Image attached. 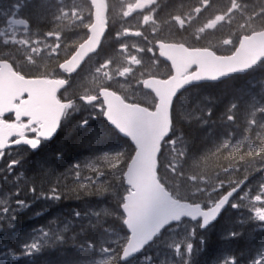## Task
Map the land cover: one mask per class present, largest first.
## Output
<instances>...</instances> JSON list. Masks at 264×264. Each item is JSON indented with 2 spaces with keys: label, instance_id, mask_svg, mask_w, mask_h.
I'll return each instance as SVG.
<instances>
[{
  "label": "trees",
  "instance_id": "16d2710c",
  "mask_svg": "<svg viewBox=\"0 0 264 264\" xmlns=\"http://www.w3.org/2000/svg\"><path fill=\"white\" fill-rule=\"evenodd\" d=\"M50 2L48 0L49 4ZM240 2L247 5L244 12L248 15L262 7V0ZM199 3L200 0H166L163 9L167 8V12L159 18L165 30L150 36V39L183 43L192 48H214L217 54L224 55L233 50V47L226 48L223 45L225 39L231 37L233 45H236L244 32L264 29V17L249 20L241 12H236L230 24H224L215 31L209 30L197 40L196 30L211 16L226 10L231 0H211L212 7L199 16L196 15L190 25L186 24V31L172 22V16L187 17L195 7L200 6ZM19 4L21 16L28 21L30 28H36L37 34L53 31L58 27L55 21L47 23L45 15L43 19L40 16L38 21L35 20L37 10L41 5L46 6V0H19ZM107 4L111 7L114 1L107 0ZM48 10L50 9L46 8V12ZM38 11L42 13L41 10ZM108 16L109 19L112 18L108 24L111 35H106L103 39L99 53L113 56L120 43L125 41L126 35H122L119 40L115 38L116 32L123 30L115 24L117 16L110 13ZM242 24L246 27L242 28ZM0 59L8 60V57L0 52ZM155 60L154 56L152 60L149 58L146 61L143 67L146 75L143 78H164L169 75L168 67ZM17 69L25 76H38L40 68L22 65ZM77 85L79 84L75 80L74 87ZM107 88L116 90L128 102L153 107V98L140 88L137 90L140 95L133 94L134 98L119 88ZM233 103L236 107L229 111ZM259 104L264 105V62L243 77H231L219 84L201 85L182 93L173 104L171 136L162 146L158 159V176L165 188L175 198L205 206L212 201V197L200 194L202 190L213 189L221 182L231 183L250 177L264 159V152L256 154L258 149L264 148V132L262 133V129L254 132L257 128L253 125L257 124L255 116L260 114L255 112ZM198 106L204 112L194 117L191 115L192 111L194 109L196 113ZM230 115L235 118L229 120ZM84 117L89 119L92 129L88 135L77 131L75 127L77 121ZM234 135L239 137L236 146L232 144ZM241 145L243 146L240 147ZM133 152L129 142L118 136L103 121L100 110H81L79 114L66 120L55 139L21 168L23 181L18 190L24 196H18V201L28 203L29 208L20 211L15 220L4 218L1 222L0 264H93L101 259L103 251H109L115 256L107 260L106 264H121L118 255L126 240L119 210L125 194L122 174ZM58 153H63L62 159H56ZM88 162L92 166L88 169L90 172L80 166ZM78 168H82V172L76 176L74 172ZM54 195L62 198L56 201L51 198ZM45 196L48 198L45 199ZM45 209L43 215H35L36 211ZM77 211L80 213L79 217L75 215ZM225 223L221 217L207 232L199 233L202 242H196L193 264H217L221 256L227 253L230 257H248L252 248L248 242V233H245L247 230L240 235L236 231L239 227L237 224L236 229H232V234L228 236L232 226ZM189 225L188 222H182L169 230L186 231ZM39 228L44 231L51 229L52 234L44 238L35 232ZM61 235L62 242L58 240ZM34 238L42 239L40 251L31 252L25 247ZM89 240L95 247H89ZM147 250L140 257L148 258L151 252L146 253ZM213 250H219L220 253H212ZM149 261L155 264L151 258Z\"/></svg>",
  "mask_w": 264,
  "mask_h": 264
},
{
  "label": "water",
  "instance_id": "95a60500",
  "mask_svg": "<svg viewBox=\"0 0 264 264\" xmlns=\"http://www.w3.org/2000/svg\"><path fill=\"white\" fill-rule=\"evenodd\" d=\"M12 23L18 27L26 26L23 21ZM243 37L245 38H240L238 43L240 52L234 57L230 55L217 58L210 52L195 51L196 49L178 44H161L159 49L156 48L159 59L169 65L171 75L165 80H143L142 89L150 92L156 100L152 111L125 103L120 96L109 90L99 91V99L105 109L103 119L134 148V154L123 175L124 184L130 189L121 206L125 217L123 226L128 234V240L120 254L121 263L140 254L162 230L181 219H200L201 229L210 226L238 191L239 188L230 190L206 210L199 204L174 200L157 180V158L161 144L170 135L172 127L169 107L172 108L174 100L182 91L191 86L219 83L231 76L245 75L255 65L243 70L238 66L264 54V34ZM233 68L236 70L218 79L210 78L212 74ZM193 69V72H189ZM64 85L63 81L23 78L13 71L8 62L2 61L0 117L14 114L16 122L29 118L31 124L40 123L38 137L51 141L55 135L46 139L45 134L53 127L58 128L64 106L56 101V95ZM23 97L25 100L15 106L14 102ZM94 101V98L89 99V103ZM13 135L0 122V150L8 146L6 143ZM17 143L31 146L28 141L21 140Z\"/></svg>",
  "mask_w": 264,
  "mask_h": 264
},
{
  "label": "rangeland",
  "instance_id": "374dc122",
  "mask_svg": "<svg viewBox=\"0 0 264 264\" xmlns=\"http://www.w3.org/2000/svg\"><path fill=\"white\" fill-rule=\"evenodd\" d=\"M58 2V6L54 10H48L46 12V6L41 5L37 13L35 15V20L38 21V18L42 16V19L45 15L46 22L49 23L51 20L57 22L58 26H61L66 32L65 34H68V36H64L62 34V31H59L61 36V50L59 53V56L57 57V54H51L50 49L47 48V45L55 46L56 40L55 37H47L45 34H35L34 30H17L15 28H12L9 25V19L10 17H17L19 14H15L14 16L9 13L8 10H10L11 5L14 3V0H0V52L6 57H8L9 61H13L16 63H20L21 61L25 60L29 64H34L38 66L42 71H47L49 66H54L55 62L58 61V59L62 56H66L65 51L68 48H65V45H70L75 39L78 38V32L80 33V30L83 29L82 26L75 23L73 20L64 18L62 20H57L55 17L59 15V9L63 8L65 11H67L69 8H71L73 5L78 6L85 17H87V10L88 7L84 5V2L82 0H56ZM115 6L109 7V13L113 14V16H117L115 24L120 26L122 30L124 28H130L131 31L126 35L125 41L123 43H126L129 46V52L132 54H137L139 58L142 60V63L140 65H131L134 69V71L131 74H126L125 77L122 78H114L110 83H108L104 78H98L100 74L95 73V68L98 66V63L103 62L105 58H103L104 55L99 57H94L90 61H88L87 66L84 68V70L81 72V74L78 76L79 81L77 80V84H84L86 89H83L84 92L82 95H95V92L101 85H113L117 88L124 90L128 93V95L131 98L133 94L140 95L138 93V88L141 86V82L143 77L146 75L143 73V67L146 64V61L149 60V58L152 57L151 53L147 52V48L151 46L147 41H145L142 37H136L133 35V32L137 29L142 30L146 36H148V39L150 38V32L152 31L153 34H157L156 32V25L153 26V29H151L149 23L146 26H142V16L147 15H154L157 21H159L161 14L167 12V8L163 9V6L165 5L166 0H155V4L149 5V10L152 9V11H146L144 13H141V15L133 14V17H130L125 21V19L122 17V11L126 10V5L128 3H135V0H113ZM244 1V0H242ZM259 2L260 0H254ZM9 4V5H8ZM264 4V0H263ZM4 6L7 7V9H4ZM35 10V9H34ZM36 11V10H35ZM46 13V14H45ZM10 14L9 16H7ZM192 14V13H191ZM195 13L192 14V17H194ZM41 19V20H42ZM112 18H108V23H110ZM44 21V20H43ZM122 22V23H121ZM74 31V34L69 35L68 32ZM41 41L40 44H36L35 41ZM150 41V39H149ZM144 47L145 52L144 53H136L135 47ZM226 46V45H225ZM229 46H226L228 48ZM35 49V51L33 50ZM111 59L115 62V65L121 64L123 66L124 59L123 57L116 51V53L111 56ZM21 60V61H19ZM55 67V66H54ZM151 68V65H150ZM71 96V95H69ZM259 112V115L255 116V120H257V124H253L257 129L254 130V132H257L258 129H262L264 132V105L259 104L255 112ZM200 112H204V110L201 109L200 106H198V110L195 113V110L192 111V116L196 117L200 115ZM245 112H243V115ZM253 132V136H255V133ZM250 141V139H248ZM239 142L238 135H234L232 137V144L237 145ZM247 145V144H246ZM241 145L240 147H242ZM238 147V149L240 148ZM248 149H251L249 145H247ZM86 165L81 164L80 166L83 169H87L85 171H89L88 169H91L90 162L85 163ZM82 169L78 168L75 170L74 174L77 176L79 173L81 174ZM90 172V171H89ZM88 172V173H89ZM15 176L11 177H0V211L4 207L11 208V211L9 214L12 213V211H15L17 209L16 202L18 200V196L20 195L18 192V189L20 188V184L22 183L23 179L19 174H14ZM263 180H264V173H263ZM223 187L217 186L212 191H208L205 193V195H210L214 193H218ZM262 191V195L259 196V193ZM211 203V202H209ZM230 209L236 210V212L244 211L243 215L245 216V212L249 213V216L245 221H249L251 219V213L254 211L253 219L254 224L257 226H264V223H258L259 220H262L264 222V184L261 182L256 187V194L253 193L252 189L249 188L245 190L243 193H241L237 198L233 199V201L230 204ZM258 211L262 217L259 216ZM4 217H0V226L1 222L3 221ZM195 226V225H194ZM194 233L190 234L189 231L179 233L174 239L172 240L171 244H165L162 245L163 247H159L158 245H154L150 248L151 254H148V258L145 256L139 257L134 264H152L149 259L151 258L153 261H155V264H190V258H191V243ZM42 239H36L34 238L29 244L28 248L32 252L34 249L31 248V244L35 243L39 245L41 243ZM157 247V248H156ZM156 255V256H155ZM110 258H114V256L109 251H103L102 257L100 260L93 262V264H106V261ZM250 264H264V249L255 257V259Z\"/></svg>",
  "mask_w": 264,
  "mask_h": 264
},
{
  "label": "snow or ice",
  "instance_id": "6c2138e0",
  "mask_svg": "<svg viewBox=\"0 0 264 264\" xmlns=\"http://www.w3.org/2000/svg\"><path fill=\"white\" fill-rule=\"evenodd\" d=\"M153 5L155 4V0H135V3H128L126 5V10L122 11V17L127 21L128 18L133 17V14L135 13L137 16L141 15L140 12L137 10L144 9L146 5ZM88 15L85 17L82 13V10L76 6L73 5L71 8H69L67 11H65L63 8L59 9V15L55 18L57 20H62L64 18H68L73 20L75 23L79 24L83 27L85 30L84 37L82 39V42H78V44L71 45V52H67L66 59L58 65L59 69L62 72H66L69 76L73 73H77L78 69H81L82 65L86 62L85 58H91L90 54H96L98 55V49L100 48L102 44L103 38L106 37V35H111V29L108 27V14H109V6L105 2V0H88ZM210 7H212L211 0H200V6L195 7L193 9V12L199 16L203 11L208 10ZM21 8V5L19 4V0H16L11 5V8L9 11L10 14L13 16L15 13H17ZM247 8V5H242L240 0H231L230 5L227 7L226 10H221L217 14H214L211 16L202 26H200L196 31L198 35L195 36V39L199 40L201 38V35L205 34L209 30L215 31L216 28L223 24H230L232 17L234 13L241 12L245 15L246 19L254 20L257 17H264V6L260 7L258 11H254L251 15H248L246 12H244V9ZM149 11H152L150 9ZM192 14L189 13L187 17H183L181 15H174L171 17L172 22L177 24L180 29L187 30L186 24L190 25L192 22ZM23 21L26 25H28V21L24 19H20ZM149 23H151L153 26H155L158 21L155 18L154 15H143L142 16V26H146ZM241 27H246V25L242 24ZM131 31L130 28H124L122 32H116L115 38L119 40L122 35H127ZM257 34H264V29H260L259 33L257 32H249L247 34V37H251ZM47 37H55L56 43L55 46L47 45V48L50 49L51 54H57L56 56H59L60 50H61V36L59 32H53L49 31L45 34ZM133 35L136 37H142L145 41H147L149 44H151V41H149L148 36L144 34L142 30H135L133 32ZM245 37H241V39H244ZM36 44H40L41 41H35ZM166 43L162 40H157L155 42V48L159 49L161 44ZM174 43V42H169ZM223 43L226 46L233 47V52L231 53V56H236L240 52V45H233L231 37L225 39ZM182 47H187V45H181ZM65 48H68V45L64 46ZM136 53H144L145 48L144 47H138L134 46ZM35 51V49H33ZM195 51H201L200 49H196ZM202 51L210 52L213 57H217V53L215 52L214 48H207L203 49ZM148 53H152L153 56H155L154 53V47L150 46L147 48ZM118 53L123 57L124 63L123 66L121 64L115 65V62L113 59H105L103 62L98 63V66L95 68V73L100 74L98 78H104L108 83H110L114 78H122L125 77L126 74H131L134 69L130 67L131 65H140L142 63V60L139 58L137 54H132L129 52V46L126 43H120ZM218 58V57H217ZM192 63H197L198 61H191ZM261 62H264V54H261L258 58H254L249 63L238 66L241 70L250 68L255 64H259ZM202 63V62H201ZM69 65H71L69 67ZM236 69H227L226 71L217 72L215 74L211 75V79H218L222 75H226L228 72L235 71ZM104 85H101V88L97 91H103ZM80 99L84 101L85 103L89 102V97L87 95H81ZM175 97H173V100ZM236 107L235 104H232L229 108V111L234 109ZM171 113V108L169 107V117ZM209 115H211V112H209ZM234 116H228L229 120H233ZM77 131H82L85 135H88L90 133L91 125L89 123V119L87 117H84L77 121L76 125ZM58 128L53 127L51 131L45 134L46 139H51L55 135L56 132H58ZM227 146V145H225ZM260 152H264V148L257 150V155H259ZM63 153H58L56 156V159H62ZM45 199L48 197L45 196ZM52 199L59 201L61 199L60 195H54L51 197ZM29 208V204L24 201H18L17 209L16 211H12L11 216H9V212L11 211L10 206L4 207L2 211H0V217H4L6 219H9L10 221L15 220L16 215L23 211L24 209ZM46 212L45 210L36 211V216H41ZM77 217L80 216V213L77 211L75 213ZM35 232L39 233L40 236L47 238L49 235L52 234L51 229L49 231H44L43 228L35 229ZM58 240L61 242L63 241V236H58ZM46 242V241H45ZM88 245L90 248L95 247V245L92 243L91 240L88 241ZM26 248L28 246H25ZM83 247V245H81ZM31 248L40 251L41 246L37 245L35 243L31 244ZM31 254V253H29Z\"/></svg>",
  "mask_w": 264,
  "mask_h": 264
},
{
  "label": "flooded vegetation",
  "instance_id": "af4514ba",
  "mask_svg": "<svg viewBox=\"0 0 264 264\" xmlns=\"http://www.w3.org/2000/svg\"><path fill=\"white\" fill-rule=\"evenodd\" d=\"M23 125L22 135L27 138H34L36 129L26 123ZM13 140L14 139L11 141ZM30 152L31 151L24 146L7 149L0 152V174L17 170L19 164L24 161L23 159L26 157V154H29Z\"/></svg>",
  "mask_w": 264,
  "mask_h": 264
},
{
  "label": "bare ground",
  "instance_id": "6f19581e",
  "mask_svg": "<svg viewBox=\"0 0 264 264\" xmlns=\"http://www.w3.org/2000/svg\"><path fill=\"white\" fill-rule=\"evenodd\" d=\"M157 25V27H156V32L158 33V34H160L161 32H163L164 30H165V28L163 27V24L160 22V21H158V23L156 24ZM234 104V103H233ZM99 132V131H98ZM207 132V131H206ZM188 133V132H187ZM98 136V135H97ZM206 142V141H205ZM208 142H209V140H208ZM108 142H106V145H108L107 144ZM103 144L104 143H102V146H103ZM97 146V145H96ZM104 148V147H103ZM218 148V147H217ZM100 150V149H99ZM98 150V151H99ZM221 152V151H220ZM71 158H72V156H71ZM47 161V160H46ZM223 161V160H222ZM225 162V161H224ZM225 168V167H224ZM228 173V172H227ZM29 184V183H28ZM62 198V197H61ZM214 251H216V252H218V253H220V251L219 250H213L212 251V253L214 252Z\"/></svg>",
  "mask_w": 264,
  "mask_h": 264
}]
</instances>
